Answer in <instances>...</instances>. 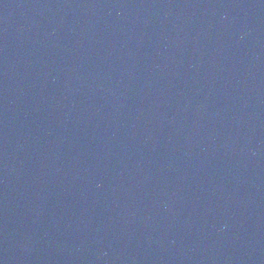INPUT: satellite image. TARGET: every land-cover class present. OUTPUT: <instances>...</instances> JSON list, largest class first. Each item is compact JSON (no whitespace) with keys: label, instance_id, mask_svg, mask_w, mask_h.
<instances>
[{"label":"water","instance_id":"obj_1","mask_svg":"<svg viewBox=\"0 0 264 264\" xmlns=\"http://www.w3.org/2000/svg\"><path fill=\"white\" fill-rule=\"evenodd\" d=\"M0 264H264V0H0Z\"/></svg>","mask_w":264,"mask_h":264}]
</instances>
